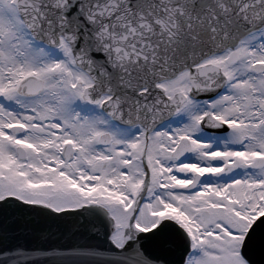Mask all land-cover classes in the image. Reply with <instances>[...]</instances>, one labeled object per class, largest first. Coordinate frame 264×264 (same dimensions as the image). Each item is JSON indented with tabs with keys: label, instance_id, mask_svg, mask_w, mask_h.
<instances>
[{
	"label": "snow or ice",
	"instance_id": "1",
	"mask_svg": "<svg viewBox=\"0 0 264 264\" xmlns=\"http://www.w3.org/2000/svg\"><path fill=\"white\" fill-rule=\"evenodd\" d=\"M0 264H264V0H0Z\"/></svg>",
	"mask_w": 264,
	"mask_h": 264
}]
</instances>
